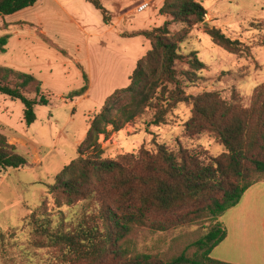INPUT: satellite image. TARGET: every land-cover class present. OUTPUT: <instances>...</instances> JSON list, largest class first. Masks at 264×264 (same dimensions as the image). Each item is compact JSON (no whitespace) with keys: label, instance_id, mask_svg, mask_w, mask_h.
I'll return each instance as SVG.
<instances>
[{"label":"rangeland","instance_id":"374dc122","mask_svg":"<svg viewBox=\"0 0 264 264\" xmlns=\"http://www.w3.org/2000/svg\"><path fill=\"white\" fill-rule=\"evenodd\" d=\"M54 1L39 0L33 7L0 17V39H7L6 52H0V67L32 75L41 83L48 102L34 107L35 122L26 126L22 104L0 96V134L30 164L18 170H0V234L15 229L12 238L0 241V264H52L54 250L42 247V238L32 234L27 226L31 218L60 211L68 221L77 223L96 203L80 201L70 208L62 201L57 209L48 186L79 157L78 148L91 117L115 91L130 85L137 62L150 50L144 38L126 36L170 21L159 16L158 10L146 9L144 0H99L108 11V23L85 0ZM200 3L207 12L204 23L188 28L176 22L169 27L174 41L182 39L177 44L180 59L175 63L181 89L187 96L209 93L226 106L248 109L256 90L264 85V0ZM206 28H216L238 41L236 53L215 46ZM193 59L202 67L191 68ZM84 85L90 89L85 98H69ZM30 98L38 100L33 94ZM191 116V104L181 103L163 125L152 126L153 112L146 110L119 132L110 127L100 138L102 159L136 153L142 145L153 150V141L169 148L179 141L204 150L208 156H219L223 149L207 127L187 139ZM226 219V212L219 217L220 223ZM215 224L207 220L166 231L138 227L123 249L128 258L148 255L168 261L182 253L193 257L197 254L193 243ZM224 245L210 258L219 257Z\"/></svg>","mask_w":264,"mask_h":264},{"label":"trees","instance_id":"16d2710c","mask_svg":"<svg viewBox=\"0 0 264 264\" xmlns=\"http://www.w3.org/2000/svg\"><path fill=\"white\" fill-rule=\"evenodd\" d=\"M108 23V11L99 0H85ZM38 0H0V17L33 7ZM169 17L160 27L137 31L126 38L142 37L150 50L137 62L130 85L115 91L91 117L86 136L78 148L79 157L67 165L48 186L56 208L73 207L80 201L93 204L77 223L57 211L51 216L31 218L28 227L40 236V245L53 249L52 264H228L211 259L212 251L226 239L217 219L234 208L244 193L264 178V85L258 88L248 109L225 105L216 95L187 96L175 69L180 59L169 27L182 23L191 28L204 23L207 12L200 0H165L158 10ZM217 47L236 53L240 43L216 28H206ZM7 39H0L5 53ZM193 69L202 64L193 59ZM86 82V77L83 75ZM87 85L69 95L80 98ZM34 95L37 99L30 98ZM0 96L19 101L26 126L35 122L34 107L47 105L41 83L32 75L0 67ZM181 103L192 106L186 137L205 127L223 149L217 157L200 148L177 142L166 147L153 141L154 149L141 146L136 153L102 159L100 138L108 128L119 132L146 110L153 112L152 126L166 122ZM30 167L27 159L0 134V170ZM257 177V178H255ZM98 204V207H95ZM214 220L206 235L193 243L197 254L182 253L164 261L148 255L128 258L123 243L133 229L147 227L166 231L184 225ZM56 221V225L53 222ZM15 229L0 234V241L13 237Z\"/></svg>","mask_w":264,"mask_h":264},{"label":"crops","instance_id":"0c3cea01","mask_svg":"<svg viewBox=\"0 0 264 264\" xmlns=\"http://www.w3.org/2000/svg\"><path fill=\"white\" fill-rule=\"evenodd\" d=\"M164 1L144 0L143 3L148 6L145 5L146 9L152 7L155 13ZM89 92L90 89L86 96ZM226 213V222L221 223L226 230V239L214 250L224 243L226 245L221 257L215 260L228 264H264V180L250 187L239 203ZM218 222L220 223L219 218Z\"/></svg>","mask_w":264,"mask_h":264},{"label":"built area","instance_id":"2783aa9c","mask_svg":"<svg viewBox=\"0 0 264 264\" xmlns=\"http://www.w3.org/2000/svg\"><path fill=\"white\" fill-rule=\"evenodd\" d=\"M144 8V6L140 7L139 10H142Z\"/></svg>","mask_w":264,"mask_h":264}]
</instances>
